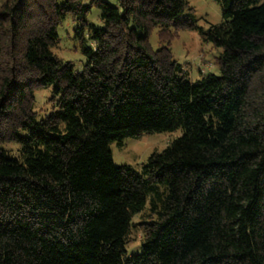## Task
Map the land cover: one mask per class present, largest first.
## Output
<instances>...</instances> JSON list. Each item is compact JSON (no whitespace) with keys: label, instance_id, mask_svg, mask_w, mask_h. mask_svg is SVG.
<instances>
[{"label":"trees","instance_id":"trees-1","mask_svg":"<svg viewBox=\"0 0 264 264\" xmlns=\"http://www.w3.org/2000/svg\"><path fill=\"white\" fill-rule=\"evenodd\" d=\"M217 1L220 72L197 81L170 49L187 0L0 3V264H264V0ZM69 19L81 65L54 51ZM178 128L140 171L113 160V141Z\"/></svg>","mask_w":264,"mask_h":264},{"label":"rangeland","instance_id":"rangeland-1","mask_svg":"<svg viewBox=\"0 0 264 264\" xmlns=\"http://www.w3.org/2000/svg\"><path fill=\"white\" fill-rule=\"evenodd\" d=\"M3 0H0V3ZM117 3L118 0H108ZM194 12V28H182L170 39V49L173 57L179 61L186 69L190 78L197 81L201 78V72L219 73L217 66L218 56L222 49L213 45L210 41L203 39L204 34L212 25L221 23L223 19L222 8L217 0H187ZM101 8L94 6L89 14V19L97 23L100 19ZM78 21L67 20L60 26V42L54 47V51L65 61H72L76 65H81L85 61L78 44L75 43V28ZM174 30V29H172ZM174 33V32H173ZM149 41L153 48L161 45L158 29L155 28ZM201 71V72H200ZM52 85L40 89L36 93L34 110L38 118L44 117L53 109ZM184 133L182 128L173 131H156L144 133L138 136H130L122 142H111L112 157L116 163H127L140 171L153 152L162 151L170 141ZM142 218L139 214L133 219L134 226L129 233V244L127 254L132 255L142 251L143 225L139 223Z\"/></svg>","mask_w":264,"mask_h":264}]
</instances>
